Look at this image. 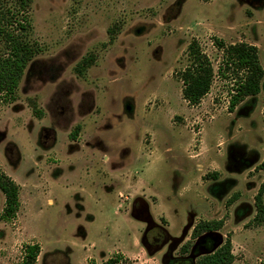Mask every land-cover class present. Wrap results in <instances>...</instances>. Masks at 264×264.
<instances>
[{
  "label": "rangeland",
  "instance_id": "rangeland-1",
  "mask_svg": "<svg viewBox=\"0 0 264 264\" xmlns=\"http://www.w3.org/2000/svg\"><path fill=\"white\" fill-rule=\"evenodd\" d=\"M26 15L39 53L0 95V172L19 187L12 219L0 191V264L33 243L35 264H196L208 237L230 239L231 264H264V76L229 111L214 41L255 45L264 70V0H31ZM193 41L214 70L197 105L180 78ZM209 220L223 226L192 239Z\"/></svg>",
  "mask_w": 264,
  "mask_h": 264
},
{
  "label": "trees",
  "instance_id": "trees-1",
  "mask_svg": "<svg viewBox=\"0 0 264 264\" xmlns=\"http://www.w3.org/2000/svg\"><path fill=\"white\" fill-rule=\"evenodd\" d=\"M16 3V11L8 8L6 13L0 11V37L6 47V52L0 54V95L11 100L15 98L16 89L27 64L39 53V47L30 42L23 34L29 24L26 11L31 0H16ZM16 13L21 14L20 19H16ZM8 17L11 19L6 20ZM13 23L18 26L20 33L11 29ZM214 41L217 47L224 50L218 70L223 73V76H226V72L229 71L233 76L234 84L228 105V110L233 111L235 106L244 98L255 96L260 92L264 70L259 61L258 48L255 45L240 42L225 46L221 39L214 38ZM188 56L190 63L180 74L183 85L182 96L188 104L197 105L210 91L214 70L210 59L196 41L188 45ZM0 191L5 197L1 218L12 219L19 208V187L3 172H0ZM263 193L264 183L255 196L257 216L264 220ZM222 226V220L199 221L192 229L191 238L196 239L204 233H212ZM211 242L209 237L206 238L205 249L207 253L198 257L196 264H231L234 255L230 239H226L217 248H213ZM143 243L148 252L153 251L148 240L145 239ZM185 246L180 250L182 254L187 251ZM39 253V244H26L23 247L21 264H35ZM102 264H117V261L110 258ZM171 264H192V262L190 259H175Z\"/></svg>",
  "mask_w": 264,
  "mask_h": 264
}]
</instances>
